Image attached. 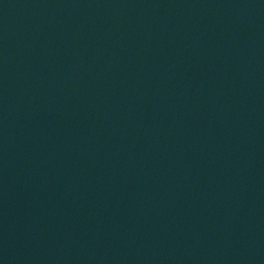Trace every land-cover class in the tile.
<instances>
[{
    "label": "water",
    "instance_id": "obj_1",
    "mask_svg": "<svg viewBox=\"0 0 264 264\" xmlns=\"http://www.w3.org/2000/svg\"><path fill=\"white\" fill-rule=\"evenodd\" d=\"M264 220V0H0V264H225Z\"/></svg>",
    "mask_w": 264,
    "mask_h": 264
}]
</instances>
